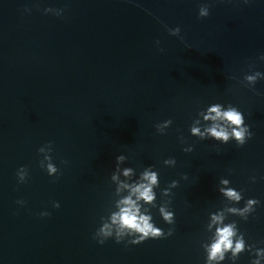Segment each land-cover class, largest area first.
<instances>
[{
	"label": "clouds",
	"instance_id": "clouds-1",
	"mask_svg": "<svg viewBox=\"0 0 264 264\" xmlns=\"http://www.w3.org/2000/svg\"><path fill=\"white\" fill-rule=\"evenodd\" d=\"M247 2V0H246ZM208 12L204 9H201L199 15L201 17L208 16ZM178 30V29H177ZM261 60H264V56L260 57ZM264 78V73L257 72L254 76H246L245 78L252 83H255L257 78ZM206 121H212L213 124L211 127L206 129V132L213 138L217 140H221L224 143H227L230 138H234L238 145H244L246 140L251 138L252 133L249 130V127L245 124V118L241 111H239L235 107H229L227 110L222 111L220 105H215L209 108L207 114L204 116ZM217 121H222L227 124L228 127L231 128V131L226 127H222L221 124L216 123ZM166 123H171V120ZM193 134H198L203 136L204 133L200 132L199 128H192ZM49 147H52V144H48ZM39 153H44V147H40L38 149ZM124 157H117V160H123ZM44 160L49 161L47 163V173L50 176H54L57 173V167L51 162L52 156L45 155ZM168 163V161H165ZM40 166L44 168L43 163H40ZM131 173V169H126L124 171V175L128 176ZM28 175V170L25 167H21L17 176L19 181L22 183L25 181ZM113 179H116L113 176ZM157 173L150 170H145L142 173L140 182L133 184H123L121 187L127 188L129 190V194L123 197L117 204L118 211L111 214L110 223L117 226V231L115 232V240L117 243L124 241L123 237L125 235L131 237L127 240L129 244H140L147 239H160L166 236H171L172 232L169 230L167 233L162 231L158 227H154L151 221V217L146 214L141 213V206L139 201H144L145 203H152L155 199V195L153 192V186L157 185ZM224 183H227L224 181ZM225 195L234 201H240L241 195L234 190H226ZM19 204H23L24 201H17ZM259 201L256 199H249L247 202V206L240 210V214L243 215L245 212L254 211L252 208L253 204H258ZM53 207L59 208L60 205L58 202L53 204ZM230 211H238L237 209H230ZM161 215L164 220L168 223H172V213L166 211L163 207L160 208ZM41 216H48L50 213L42 212ZM247 219V217H245ZM222 220V216L216 215L213 216L214 222H220ZM236 233L234 231V226L232 224L225 225L217 228L216 239L211 244L208 249V260L209 261H217L224 260L225 254L227 252H231L232 257H237L238 253H241L245 250V242L243 237H238L234 239ZM113 237V231L108 223H105L102 227L98 228L94 239H97V242L103 244L108 238ZM256 257L264 256V249H254V246L249 245V251H253ZM252 264H259V259H254Z\"/></svg>",
	"mask_w": 264,
	"mask_h": 264
}]
</instances>
